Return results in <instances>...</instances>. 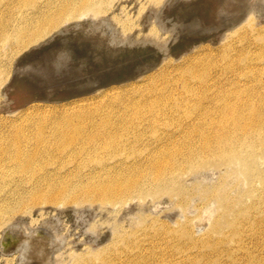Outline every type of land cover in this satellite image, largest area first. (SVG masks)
I'll list each match as a JSON object with an SVG mask.
<instances>
[{
	"label": "rangeland",
	"instance_id": "obj_1",
	"mask_svg": "<svg viewBox=\"0 0 264 264\" xmlns=\"http://www.w3.org/2000/svg\"><path fill=\"white\" fill-rule=\"evenodd\" d=\"M93 1L92 4L99 3L104 7L101 16L111 19L113 28H118L114 29L118 37L123 33L120 29L132 33L134 38L150 34V0ZM19 3L23 5V0ZM214 7V0L197 5L176 4L164 18L166 27L171 29L174 23H189L196 17L211 21L215 16ZM20 12L17 3L0 1V146L4 147L9 146L17 136L35 141L37 130H44L45 142L53 140L50 134L52 128L65 117L80 115L91 118L90 123H96L133 112L131 108L139 102L138 105H142L150 101L156 89H162L167 83H176L177 79L172 78L180 72L176 69L179 65L198 57V71L206 69L212 61L219 64L226 62L221 60L224 57L222 49L225 52L228 50V56L236 54L235 50L217 46L219 36L216 31L200 36L179 33L180 36L171 38L167 50L151 41L128 40L123 43L124 48L117 43L119 51L111 53L112 43L110 48L106 45L92 46L83 39V27L73 23L67 33L54 31L43 43L19 49L1 37L3 25L15 22V18L19 21ZM91 22L87 18L81 24L95 29L94 22ZM261 24L263 27L253 31L251 36L253 44L248 45L251 53L264 52V20ZM55 32L58 33L56 38H50ZM165 34H162L164 38L170 35L169 32ZM203 45L213 48L207 51ZM62 53L71 58L69 69H63L64 72L56 76L54 62ZM146 63L160 65L140 74L141 66ZM160 69L169 71L171 75L166 74L163 79L158 73ZM81 73L83 77L76 82L75 77ZM246 77L248 75L241 76L242 79ZM97 79L104 82L101 88L79 92V83ZM147 97L149 99L146 100ZM114 149L79 158L60 154L49 168L58 170L61 176L75 177L80 171L82 177H92L94 173L103 171L101 167L105 164L119 169L124 163L134 162L133 156L125 157L132 153L131 149L118 155H115ZM255 151L253 154L245 153L244 157L250 159L251 165L244 175L238 174L233 167L220 165L217 169L215 165L206 164L205 167L200 164L185 167L188 170L185 173L175 171L167 178L170 183L164 184L168 186L172 183L185 189V196L189 191L186 203L177 192L167 193L157 184L145 182L143 187L148 185V190L132 192L126 198H116L107 205L91 202L87 203L90 204L89 209L84 206L80 207L84 209L78 210L79 207L74 209L69 203L59 209L38 204L25 208L17 216H21L22 223L27 222L25 224L32 228L40 226L44 231V227L50 224L51 230H58L53 234L49 225L46 227L56 245H60L57 250L62 248L58 254L56 252L54 264H112L108 258L113 253L116 264H143L145 259L147 264H264V146H258ZM134 152L136 155L146 150L140 147ZM98 157L104 158L103 165L95 160ZM214 160L220 162L221 157ZM12 177L16 176L0 183V205L5 200L10 201L14 195L29 191L27 183H19ZM96 179L99 180V177ZM29 182L32 185L35 183ZM222 186L223 195L219 196L217 190ZM207 187L210 189L208 196L204 193ZM188 229L190 234H187ZM2 230L4 228H0V233ZM55 234L56 237L60 235L58 239L60 237L63 242L57 240ZM9 257L12 256H5L0 246V264H10L7 262Z\"/></svg>",
	"mask_w": 264,
	"mask_h": 264
},
{
	"label": "bare ground",
	"instance_id": "obj_2",
	"mask_svg": "<svg viewBox=\"0 0 264 264\" xmlns=\"http://www.w3.org/2000/svg\"><path fill=\"white\" fill-rule=\"evenodd\" d=\"M6 1L19 5L21 17H18L19 21L15 18V22L3 25L1 39L19 49L42 42L54 31L67 33L72 29L70 25L73 23L77 24V27H83V39L92 46L109 47L112 43L114 46L110 49L111 53L119 51L117 43H121L124 48L123 43L128 40L151 41L161 49L167 50L171 38L179 33L200 36L212 31H216L219 36L217 46L220 49L228 48L236 52L228 56V50L225 52L222 49L224 57L221 60L226 62L219 64L212 61L203 70L197 71L200 62L198 57L182 66L179 65L176 69L180 72L172 78L177 79L176 83H167L162 89H156L151 100L142 105H138L139 102L135 108H131L133 112L122 113L115 118H105L96 123H90L91 118L80 115L65 117L52 128L50 134L54 137L53 140L45 142L44 130H37L36 138L33 139L35 141L17 136L9 146H0V183L16 176L18 179H11L27 183L26 188L29 189L27 194L14 195L10 201L5 200L0 205V228H4L0 233V246L5 256H12L7 259L10 264H54L56 252L58 254L62 249L57 250L60 245L57 246L56 240L46 231L49 225L50 231L55 232L57 229H54L53 224L54 230H51L50 224H46L43 231L40 226H28L25 220V223H22L21 216L17 215L29 206L39 204L59 209L63 204L69 203L74 209L79 207L77 209L81 210L84 206L89 209L90 204L87 203L107 205L116 198H126L132 192H144L149 189L148 185L143 187L145 182L157 184L167 193L177 192L178 197L186 203L189 191L185 196V189H180L172 183L174 188L171 184H164L170 183L167 178L175 171L185 173L188 171L185 167L192 168L197 164L203 167L206 164L205 166L215 165L217 169L220 165L233 167L238 174L244 175L251 165L250 159L244 157L245 153L253 154L258 146H264V133H261L264 132V52L259 50L251 53L248 50V45L253 44V31L257 30L264 20V0H214V19L206 21L196 17L189 23H174L175 26L171 29H167L164 18L173 6L180 3L205 4L208 0H150V34L136 38L124 29H120L123 33L118 37L115 31L118 28H113L111 19L101 16L104 7L99 3L92 4L93 0H23V5L19 3L21 0ZM4 5L6 8L7 4ZM87 18L94 22L95 29L81 24V21ZM222 28L225 32L219 31ZM166 32H169L170 38L162 36ZM55 33L50 38L58 35ZM203 47L207 51L213 48L211 45ZM238 47L241 48L237 49ZM244 48L246 50H243ZM70 60L67 53L59 55L58 60L54 62V74L59 76L64 72L63 69L68 70ZM161 62L162 60L159 63ZM159 63L143 64L139 73L149 72L159 66ZM185 66L186 68L182 69ZM168 72L164 69L158 71L163 79L166 74L171 75ZM244 75L248 77L242 79L241 76ZM82 77V73L77 75L76 82ZM151 80L155 81L154 78ZM179 84L180 87H177ZM78 85L79 92H86L101 88L104 82L97 79ZM148 106L150 108L147 110ZM140 147L146 152L134 155V149ZM112 148H116L115 155L131 149L132 153L125 157L133 156L134 162L124 163L125 165L118 169L114 165H103L104 158L98 157L95 160L103 165V171L94 173L92 177H82L80 171L75 177L61 176L58 170L49 168L60 154L79 158L99 151H110ZM219 157L220 162L214 160ZM83 162L87 163L85 160ZM96 177H99V180ZM29 181L35 183L32 185ZM223 187L217 190L219 196L223 195ZM204 190L208 196L210 189L207 187ZM1 197L2 195L0 199ZM22 224L25 228H22ZM190 233L188 229L187 234ZM56 234L53 236L56 237ZM58 236L57 240L61 237L58 239ZM6 240L10 242L5 243ZM60 241L63 242L62 239ZM113 254L109 260H104L116 264V255ZM147 263L148 260L145 259L143 264Z\"/></svg>",
	"mask_w": 264,
	"mask_h": 264
}]
</instances>
